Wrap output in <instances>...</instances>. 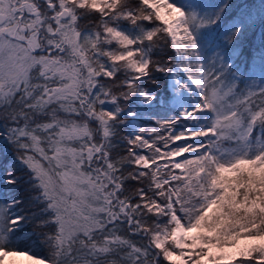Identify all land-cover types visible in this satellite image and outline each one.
Instances as JSON below:
<instances>
[{
	"label": "snow or ice",
	"instance_id": "snow-or-ice-1",
	"mask_svg": "<svg viewBox=\"0 0 264 264\" xmlns=\"http://www.w3.org/2000/svg\"><path fill=\"white\" fill-rule=\"evenodd\" d=\"M0 264H264V0H0Z\"/></svg>",
	"mask_w": 264,
	"mask_h": 264
},
{
	"label": "trees",
	"instance_id": "trees-1",
	"mask_svg": "<svg viewBox=\"0 0 264 264\" xmlns=\"http://www.w3.org/2000/svg\"><path fill=\"white\" fill-rule=\"evenodd\" d=\"M245 60H246V57H241V58H240V61H241V68L244 67V63H243V61H245Z\"/></svg>",
	"mask_w": 264,
	"mask_h": 264
}]
</instances>
